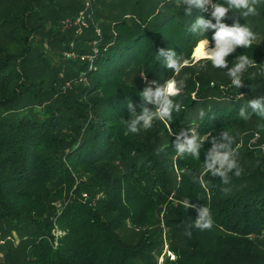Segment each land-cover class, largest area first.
Wrapping results in <instances>:
<instances>
[{
    "label": "trees",
    "instance_id": "16d2710c",
    "mask_svg": "<svg viewBox=\"0 0 264 264\" xmlns=\"http://www.w3.org/2000/svg\"><path fill=\"white\" fill-rule=\"evenodd\" d=\"M214 2L95 0L90 30L77 37L63 23L75 22L82 0H0V264H160L166 246L161 264H264V156L248 152L253 167L243 160L228 183L208 173L196 184V160L176 146L195 135L207 160L214 147L238 154L233 130L255 124L264 132L251 106L264 107L262 47L237 46L224 70L204 60L180 73L167 67L169 52L182 57L178 64L190 58L202 38L198 18L216 23ZM240 12L221 22L264 36V0L257 15ZM214 31L206 30L213 47ZM64 53L78 60L71 89L72 73L56 70ZM240 54L255 63L233 88L225 73ZM177 77L185 86L169 97L172 119L154 118L145 130L139 118L155 117L162 99L141 94ZM205 207L213 223L201 230Z\"/></svg>",
    "mask_w": 264,
    "mask_h": 264
},
{
    "label": "clouds",
    "instance_id": "9594fccd",
    "mask_svg": "<svg viewBox=\"0 0 264 264\" xmlns=\"http://www.w3.org/2000/svg\"><path fill=\"white\" fill-rule=\"evenodd\" d=\"M190 6L204 8L205 4L209 3V0H182V5L184 3ZM257 3L258 0H215L210 6L213 9L212 16L215 18L216 23H212L210 20L206 21L203 17L196 20V25L199 28L196 34L202 37L197 40L191 58H186L182 60L181 64L177 61L181 60L182 57L176 56L175 53L169 52L167 59V67L175 69L177 73H180L184 67L191 66L193 62H199L201 60L210 61L212 67L217 69H223L229 66V60L226 58L229 54L233 53L237 46H242L244 49H249L253 46L254 41H256V34L248 26H240L236 24L235 26H227L225 23L221 22L222 18L226 15L229 10H242L239 15L244 17L257 15ZM189 10H186V14ZM208 28L214 29L211 36V40L214 42V48L209 51V37L206 34ZM163 53H161L162 55ZM158 57L156 56V59ZM235 63L230 66V69L226 74L231 82V87L238 88L243 83V75L252 67L255 63L253 58L248 55L240 54L235 58ZM203 66V65H202ZM183 81L180 83V87H177L176 80H170L168 83L155 91L151 89L145 90L141 95L144 99L152 101L155 99L156 102L160 103L162 99L161 106L155 117L149 114L147 111L139 119L143 121V128L145 130L151 129L153 127V119L156 118L159 121H169L172 119L171 112L173 110V101L169 97H176L181 92L184 87ZM223 88V85H221ZM195 94H193L194 96ZM252 108L254 110L259 109L260 115L264 117V107H261L259 101L252 103ZM181 104L176 103V111L179 112ZM242 119L247 120L248 117L243 116ZM264 127V125H262ZM130 130L136 132L135 123L131 126ZM227 136V134H226ZM181 153H187V157L193 160H199L200 149L202 146L201 142H197V137L193 135L191 138H185L183 144L177 143L176 145ZM220 147H229L228 145H220ZM236 149L233 146L229 149V152L221 154L215 147L212 152L208 155V159L203 163V168L206 173H211L212 175H219L224 178V183H228L226 178V171H229L237 167L235 161L229 162L227 164V169L225 171H216L214 165L218 162L221 166H224L225 162L229 159V154ZM241 174V169H237L235 175L239 176ZM186 207H188V202H186ZM211 212L208 207H205L203 211L200 212V218L195 222V227L201 230L210 229L212 227ZM190 235V233H189ZM175 257H173L174 259Z\"/></svg>",
    "mask_w": 264,
    "mask_h": 264
},
{
    "label": "rangeland",
    "instance_id": "374dc122",
    "mask_svg": "<svg viewBox=\"0 0 264 264\" xmlns=\"http://www.w3.org/2000/svg\"><path fill=\"white\" fill-rule=\"evenodd\" d=\"M210 2V0H209ZM83 10V9H82ZM81 10V11H82ZM87 10L86 7L84 8V10L82 12H80L77 16V19L75 20L74 23H68V22H64V30L65 32L68 31H72L74 36L77 37H81L83 35L86 34L87 30H90V28L88 27V24L86 23V19L85 17L87 16ZM81 13H84V16L81 15ZM99 35L100 30L97 32ZM73 42V41H72ZM72 42L70 43V46L73 47L74 45H72ZM74 43V42H73ZM208 49L209 51H211L214 47L211 45V42L209 41L208 44ZM257 47H262L264 49V36H260L256 39V41H254V44L251 48H249L248 50H252L253 52H257ZM48 48V45H45V49ZM212 48V49H211ZM194 50V49H193ZM193 51L191 52V56H192ZM73 55H70L69 53H64V55H58L56 56V70L57 73L60 77L64 78L67 77V73L71 72L72 75L70 77L69 80L66 81L65 83V88L66 89H71L72 85L76 84L77 82H80V79L78 81L73 80L74 76H75V71L77 72V66H78V60L76 62L70 63L72 60H76V57H72ZM190 56V58H191ZM51 60V64H55L53 62L52 57L50 58ZM263 61V60H262ZM61 63L60 65H57ZM195 63V62H194ZM193 63V64H194ZM264 68V66H263ZM170 80H176L177 81V87H180V83H181V79L180 77H177L176 79H171L168 78L166 80V82L168 83V81ZM73 81V82H72ZM72 82V83H70ZM166 83V84H167ZM78 86V85H77ZM229 137L232 139V141L234 142V146H236L238 154H234L233 152H231L229 154V159L228 161L225 162L224 166H221L218 162L214 165V167L218 168L217 171H225L227 169V164L229 162L235 161L237 166L243 164V160L245 161V167L246 168H251L253 167V164L251 163V161L247 158L248 157V152L254 151L255 154L253 156L258 157L259 155L264 156V132H261L260 127L258 125L255 124H249V126L247 127L246 131H242L241 129L239 130H233ZM204 141V140H202ZM255 141V143H254ZM206 161V159L204 158L201 159L200 155H199V160L195 161V165L196 167L192 169L191 171V175L190 178L193 182H195L196 184H203L206 182L205 178L208 175V173H206L204 171L203 168V163ZM229 171H226V173H229ZM89 194H83L82 198L84 200H88L90 198V196H88ZM49 203V208L51 211H55L56 212H60V203L54 199H52L51 201L48 202ZM130 224V223H129ZM168 242V240L166 241ZM170 252L168 251V246L165 247L162 256L160 257V264L163 262V260H165L166 256H169ZM173 258V256H172Z\"/></svg>",
    "mask_w": 264,
    "mask_h": 264
},
{
    "label": "built area",
    "instance_id": "2783aa9c",
    "mask_svg": "<svg viewBox=\"0 0 264 264\" xmlns=\"http://www.w3.org/2000/svg\"><path fill=\"white\" fill-rule=\"evenodd\" d=\"M86 6V9L87 10H90L91 9V6H92V3L95 1V0H82ZM81 15L84 16V13H81ZM255 143V141H254Z\"/></svg>",
    "mask_w": 264,
    "mask_h": 264
}]
</instances>
